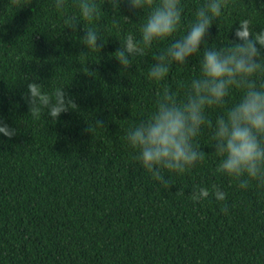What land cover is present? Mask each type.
I'll list each match as a JSON object with an SVG mask.
<instances>
[{"label": "trees", "instance_id": "16d2710c", "mask_svg": "<svg viewBox=\"0 0 264 264\" xmlns=\"http://www.w3.org/2000/svg\"><path fill=\"white\" fill-rule=\"evenodd\" d=\"M186 2L190 19L203 0ZM229 3L214 38L230 43L246 16L264 28L262 0ZM103 11L96 23L105 41L88 54L84 23L62 30L53 0H0V120L15 130L0 134V264H264V189L220 181L225 214L214 201L192 204L183 191L208 180L211 160L199 175L177 179L180 192L134 166L124 135L152 108V60L123 69L116 37L139 17L126 3L118 14L108 4ZM190 74L174 71L177 79ZM31 82L64 86L76 106L56 121L46 112L32 117L24 99Z\"/></svg>", "mask_w": 264, "mask_h": 264}, {"label": "clouds", "instance_id": "9594fccd", "mask_svg": "<svg viewBox=\"0 0 264 264\" xmlns=\"http://www.w3.org/2000/svg\"><path fill=\"white\" fill-rule=\"evenodd\" d=\"M125 3L139 23L116 37L120 47L114 56L127 69L150 55L145 78L155 86L152 108L125 130L133 164L172 191L177 179L199 175L211 160L208 180L202 177L183 191L190 189L185 195L192 204L214 201L227 214L228 194L220 181L237 189H264V28L257 31L246 16L237 21L230 43L214 38L211 29L215 22L220 28L229 0H203L190 19L186 0H53V8L63 16L62 30L84 23L82 43L90 54L105 41L96 23L105 4L118 14ZM193 59L198 62L189 67ZM181 68L191 74L177 79L174 71ZM27 89L24 99L36 119L46 112L56 121L74 108L64 86L49 89L31 82ZM0 134L11 138L15 130L0 120Z\"/></svg>", "mask_w": 264, "mask_h": 264}]
</instances>
